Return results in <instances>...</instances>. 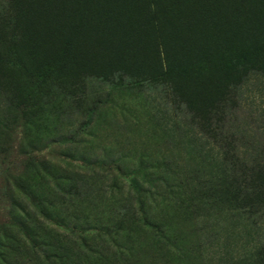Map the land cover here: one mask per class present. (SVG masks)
<instances>
[{
  "label": "rangeland",
  "instance_id": "374dc122",
  "mask_svg": "<svg viewBox=\"0 0 264 264\" xmlns=\"http://www.w3.org/2000/svg\"><path fill=\"white\" fill-rule=\"evenodd\" d=\"M8 1L9 8L0 14V36L10 33L4 17L17 23L26 14L44 46L50 48L59 43V22L69 23L77 14L78 0ZM88 1L93 8L99 7L100 16L116 12V0ZM156 1L166 7L174 3ZM205 3L198 11L204 18L208 13L212 16L196 29L202 33L213 29L215 36L249 18L260 21L264 16V0ZM48 5L56 13L49 20L41 15ZM132 11L139 16L143 9L137 4ZM181 14L177 13L176 24H183ZM94 31L91 27L75 44L74 53L96 70L110 52L101 50L103 36ZM9 66L0 63V68L15 70ZM75 70L44 88L30 91L27 87V96L38 94L31 102L15 96L16 116L29 107L25 114L31 125L21 121L24 129H13L0 148V264H217L223 256H241L250 245L242 229L215 233L214 228L207 234L197 222L210 214L219 215L215 219L221 224V209L212 205L205 213H195L188 203L171 196L183 180L187 184L181 185L179 193L188 195V184L197 188L199 196L210 197L213 191L207 183L216 176L211 160L216 149L200 134L211 138L205 124L210 130L225 126L247 152H264V77L249 75L233 92L214 79L207 83L214 86L205 94H187L184 108L173 103L163 85L119 84L118 74L102 80ZM14 72L8 76L16 77ZM184 89L188 87L180 88V93ZM167 173L174 181L170 188H166L170 180L166 177V185L163 181ZM11 179L18 180L21 189ZM113 208L122 211L118 214ZM144 217L149 225L169 226L181 242H196L205 234L200 241L204 245L195 246L201 253L163 257L165 249L154 245ZM28 233L34 240L28 239Z\"/></svg>",
  "mask_w": 264,
  "mask_h": 264
},
{
  "label": "trees",
  "instance_id": "16d2710c",
  "mask_svg": "<svg viewBox=\"0 0 264 264\" xmlns=\"http://www.w3.org/2000/svg\"><path fill=\"white\" fill-rule=\"evenodd\" d=\"M116 1V12H107L106 17L100 16L99 7L93 8L88 0H78L75 19L69 23L59 22L56 30L59 43L56 48L44 46L32 20L26 14L17 23L3 18L10 33L0 36V63L8 64L15 70L0 68V138L5 139V142L4 139L0 140V148L10 140L8 133L20 127L24 129L25 123L21 121H27L25 112L29 107L19 112L16 120L18 107L14 106V101L21 97L25 103L31 102V97H37L38 94L34 95L33 92L31 96H27V87L30 91L31 88H44L51 80L59 76L65 77L66 72L72 68L81 74H89L102 80L118 74L119 84L144 82L163 85L173 103L177 106L178 103L184 104V108L189 99L187 94H205L206 89L214 86L208 87L207 83L214 79L220 87L233 92L249 75L264 77V16L260 21L249 18L236 29L230 32L225 30L215 36L210 32L213 29L207 33L196 29L212 16L208 13L204 18L201 11H198L204 9L205 0H174L167 7L160 6L156 0ZM137 4L143 9L139 16L132 14ZM4 8H9L8 0H0V14ZM178 12L182 13L184 22L181 25L185 24L183 27L175 23ZM41 15L49 20L56 13L48 5ZM188 19L190 24L186 25ZM56 21H59L58 17ZM91 27L95 29L96 36H103L99 44L101 50L110 52L105 63L96 70L91 68L89 62L78 59L74 53L75 44L90 32ZM14 71L16 77L8 76L14 74ZM183 87L188 89L180 93V88ZM30 125L27 121V126ZM204 127L211 132V138L205 132L200 134L216 149V157L211 158L216 164V176L213 182L207 183L211 184L213 191L210 190V197L199 196L197 188L188 184L191 188L189 194L179 193L181 185L187 184L183 180L181 184L177 182L178 192L172 194L171 198L176 202L182 200L188 203L195 213H205L212 205L221 209L224 214L221 224L216 222L220 219L219 215L203 214L197 221L207 234H211L214 228L218 229L215 233H220L224 228H234L242 229L246 234L250 245L243 254L223 256L218 258L217 264H264V230L261 229L264 225V152L256 149L253 153L247 152L240 141L227 132L225 126L215 130H210L208 124ZM166 177L170 180L168 184ZM163 181L164 185L167 184L166 188H170L174 182L169 173L163 177ZM11 182L16 189H21L18 180L11 179ZM113 211L119 214L122 208H113ZM140 211L144 215L142 208ZM209 220L213 222L212 225H208ZM144 221L146 227L151 229L154 245L165 249L163 257L173 258L172 255L176 253L183 258L190 253H201V250H195V246L197 244L199 249L200 244L201 247L204 245L200 241L205 234L198 236L196 242H181L172 235L169 226L161 228L159 224L149 225L147 219ZM195 225L199 227L197 223ZM211 236L208 238H219ZM28 239L34 240V237L29 234Z\"/></svg>",
  "mask_w": 264,
  "mask_h": 264
}]
</instances>
